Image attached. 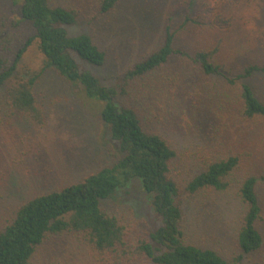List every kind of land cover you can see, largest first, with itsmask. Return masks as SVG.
Masks as SVG:
<instances>
[{
	"label": "rangeland",
	"instance_id": "rangeland-1",
	"mask_svg": "<svg viewBox=\"0 0 264 264\" xmlns=\"http://www.w3.org/2000/svg\"><path fill=\"white\" fill-rule=\"evenodd\" d=\"M48 1L79 11L70 31L90 33L105 51L103 66L84 64L105 84H113L116 76L155 50L167 24L177 29L176 47H211L215 14L226 8L235 17L222 34L216 62L231 73L248 63L264 64V45L254 38L264 23V3L259 0H119L104 14L98 12V0ZM0 21L1 37L10 41L4 55L17 51L34 34L31 24L21 18L20 5L11 0H0ZM42 59L34 41L23 54L21 69L39 70ZM245 82L264 102V72ZM240 83L229 85L218 75L202 73L191 60L173 55L155 72L129 81L126 92L114 101L134 109L143 127L161 134L174 149L169 173L181 192L187 242L212 248L229 260L235 258L244 209L237 189L244 177H256L262 211L255 226L263 241L240 264H264V114L242 116ZM36 95L45 111L41 125L12 112L0 92V228L25 200L76 182L110 165L117 156L100 119V103L79 94L52 68L38 80ZM228 155H236L238 164L228 175L225 190L205 188L193 194L184 190L203 163ZM102 206L125 224L131 243L148 236L152 210L138 179L118 188ZM102 257L80 233H48L28 264H116ZM123 264L152 263L135 255Z\"/></svg>",
	"mask_w": 264,
	"mask_h": 264
},
{
	"label": "trees",
	"instance_id": "trees-1",
	"mask_svg": "<svg viewBox=\"0 0 264 264\" xmlns=\"http://www.w3.org/2000/svg\"><path fill=\"white\" fill-rule=\"evenodd\" d=\"M20 5L22 20L28 21L34 34L27 37L14 53L10 41L1 37L0 21V92L12 112L36 125L45 121V111L36 95V84L48 68L94 101L100 119L107 128V138L114 145V162L101 167L82 179L61 188L35 195L22 202L11 220L0 228V264H28L36 248L48 233L74 232L82 234L105 261L129 263L134 256L152 264H240L243 256L258 250L263 241L255 224L261 217L262 206L256 192V177H244L237 194L244 205L237 232L239 254L229 260L212 248L201 247L185 240L183 207L180 189L170 175L169 164L176 156L168 140L161 134L145 129L140 116L129 106H120L114 99L127 90L129 81L142 78L163 66L173 55L191 60L202 73L218 75L229 85L240 83L241 113L245 118L264 114V102L259 99L245 79L264 72V64L248 63L231 73L216 62L215 53L223 45L222 34L234 19L228 8L215 14L216 31L211 47L187 50L176 47L177 29L167 24L161 44L145 57L133 63L113 84L103 83L84 64L101 67L106 53L93 36L82 30L71 32L78 22L79 11L48 0H11ZM264 3V0H259ZM119 0H98V12L111 11ZM186 20L188 17H186ZM218 26V29H217ZM258 45H264V23L255 32ZM36 41L42 53L39 70L22 68L27 47ZM186 183L184 190L193 194L201 189L225 190L228 175L238 164L236 155H228L203 163ZM140 181L147 194L150 226L147 237H137L131 243L125 224L102 206V201L124 187L132 179ZM109 262V263H110ZM249 264H262L251 262Z\"/></svg>",
	"mask_w": 264,
	"mask_h": 264
}]
</instances>
